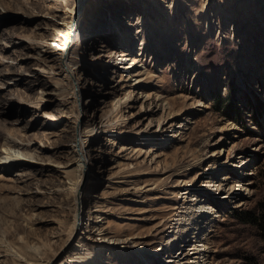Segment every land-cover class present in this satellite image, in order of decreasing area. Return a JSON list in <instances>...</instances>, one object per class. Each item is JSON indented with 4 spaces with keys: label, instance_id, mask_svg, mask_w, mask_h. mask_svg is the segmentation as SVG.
<instances>
[{
    "label": "rangeland",
    "instance_id": "374dc122",
    "mask_svg": "<svg viewBox=\"0 0 264 264\" xmlns=\"http://www.w3.org/2000/svg\"><path fill=\"white\" fill-rule=\"evenodd\" d=\"M262 199L264 0H0V264H264Z\"/></svg>",
    "mask_w": 264,
    "mask_h": 264
},
{
    "label": "bare ground",
    "instance_id": "6f19581e",
    "mask_svg": "<svg viewBox=\"0 0 264 264\" xmlns=\"http://www.w3.org/2000/svg\"><path fill=\"white\" fill-rule=\"evenodd\" d=\"M77 26V20L76 18H74L73 23L71 25L68 24V28L71 27V31H75V28ZM73 40V36L67 41V48L69 49V47H71L73 45L72 43ZM82 55L80 54H75L74 57L76 59V61L73 62H69L67 65L63 63L64 66V72H65V77H67L68 81H73L72 79H74L75 83H76V76H77V71L78 68L80 66L85 65L86 63H80V61L83 59V57H81ZM77 63V64H76ZM88 64V63H87ZM82 69H79V71H81ZM5 155L3 156V160L4 162L8 163H12V162H19V161H23L24 158H26V154L23 152V149H21V147H19V145L16 143H13V145H8V147H5ZM81 144H78V151H77V167L80 169L82 167V162L79 159V157L81 156ZM28 175V174H27ZM32 250L34 252H37V249L32 248Z\"/></svg>",
    "mask_w": 264,
    "mask_h": 264
},
{
    "label": "trees",
    "instance_id": "16d2710c",
    "mask_svg": "<svg viewBox=\"0 0 264 264\" xmlns=\"http://www.w3.org/2000/svg\"><path fill=\"white\" fill-rule=\"evenodd\" d=\"M257 208V213L253 216V223L256 224L258 228L259 235L261 239L264 241V199H262Z\"/></svg>",
    "mask_w": 264,
    "mask_h": 264
}]
</instances>
